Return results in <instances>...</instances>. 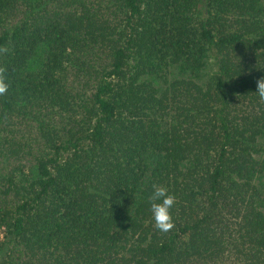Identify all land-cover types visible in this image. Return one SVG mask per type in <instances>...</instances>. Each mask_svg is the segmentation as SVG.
Masks as SVG:
<instances>
[{"label": "trees", "instance_id": "trees-1", "mask_svg": "<svg viewBox=\"0 0 264 264\" xmlns=\"http://www.w3.org/2000/svg\"><path fill=\"white\" fill-rule=\"evenodd\" d=\"M0 72V264H264V0H0Z\"/></svg>", "mask_w": 264, "mask_h": 264}, {"label": "clouds", "instance_id": "clouds-1", "mask_svg": "<svg viewBox=\"0 0 264 264\" xmlns=\"http://www.w3.org/2000/svg\"><path fill=\"white\" fill-rule=\"evenodd\" d=\"M8 83L6 82L2 72H0V95L8 91ZM261 100H264V77L256 82V92ZM176 202V197L171 194L166 186L153 185L150 196L148 197L149 212L154 221L157 230L167 233L174 227L172 217V208Z\"/></svg>", "mask_w": 264, "mask_h": 264}]
</instances>
